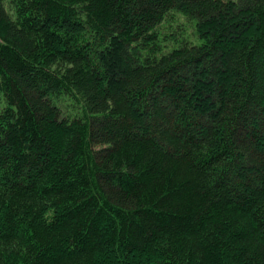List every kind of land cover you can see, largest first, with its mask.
<instances>
[{"label":"trees","instance_id":"obj_1","mask_svg":"<svg viewBox=\"0 0 264 264\" xmlns=\"http://www.w3.org/2000/svg\"><path fill=\"white\" fill-rule=\"evenodd\" d=\"M0 264H264V0H0Z\"/></svg>","mask_w":264,"mask_h":264}]
</instances>
